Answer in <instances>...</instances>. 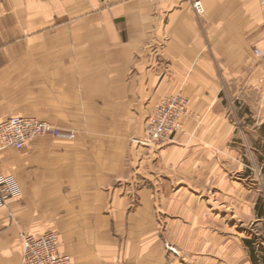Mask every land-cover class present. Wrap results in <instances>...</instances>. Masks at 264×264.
Segmentation results:
<instances>
[{
  "label": "crops",
  "instance_id": "0c3cea01",
  "mask_svg": "<svg viewBox=\"0 0 264 264\" xmlns=\"http://www.w3.org/2000/svg\"><path fill=\"white\" fill-rule=\"evenodd\" d=\"M255 48L264 52L261 0H0V123L37 117L76 131L0 153V175L19 190L0 209V264H21V234L53 226L73 264H175L184 252L230 264L231 220L264 221L247 183L261 154L253 148L249 168L237 143L244 131L264 139ZM177 94L189 100L182 132L138 145Z\"/></svg>",
  "mask_w": 264,
  "mask_h": 264
},
{
  "label": "built area",
  "instance_id": "2783aa9c",
  "mask_svg": "<svg viewBox=\"0 0 264 264\" xmlns=\"http://www.w3.org/2000/svg\"><path fill=\"white\" fill-rule=\"evenodd\" d=\"M264 13V0H261ZM193 8L198 14L204 9L200 2ZM255 57L263 62L264 53L261 49L254 50ZM264 88V78L262 80ZM189 100L181 94L161 100L156 110L146 120L145 136L141 145H166L171 142L174 134L182 131V119L187 114ZM51 136L56 139L72 141L75 132L63 130L46 120L36 117H11L0 123V153L8 150H22L39 137ZM19 190L11 176L0 175V209L17 196ZM23 257L21 264H73L72 258L60 251V242L54 230L46 231L36 237L21 234Z\"/></svg>",
  "mask_w": 264,
  "mask_h": 264
},
{
  "label": "rangeland",
  "instance_id": "374dc122",
  "mask_svg": "<svg viewBox=\"0 0 264 264\" xmlns=\"http://www.w3.org/2000/svg\"><path fill=\"white\" fill-rule=\"evenodd\" d=\"M245 106H247V105H245ZM245 108L246 107H243V110H241V113L243 116L240 119L242 120L243 125L246 124L247 128H250V127H253L251 123L255 122V119H256L253 116V113H251V112H255V111H253L251 108L250 109L249 108L245 109ZM188 109H189V106H188ZM187 113H188V111H187ZM63 130H66V129H63ZM251 130H252V128H251ZM68 131H70V130H68ZM254 131L256 132V130H254ZM72 132H75V134H76V131H72ZM180 132H182V131H180ZM255 132H252V133H253V135L257 136V134H255ZM243 133L245 134V131ZM174 135H173V137H174ZM243 135L241 136V138L242 139L244 138V139L242 141L239 140L237 143L240 144L239 147L244 152L245 156L243 158L247 162L249 168L251 166L252 167L254 166V156H252L253 148H256L261 154L258 157V159L260 160V162H259L260 165H258V169L254 168V167L252 168L254 175L251 178H248L247 183L249 185L248 187H251L258 192V199H259L258 204L264 208V139H262L256 143L252 142V141L249 142L247 140L245 141V137ZM173 137H172L171 142L173 141ZM140 141H142V140H137L138 145H141ZM171 142H169V144ZM167 145L168 144L162 145V146L148 145V147L154 146V147L161 148V147H164ZM141 146H147V145H141ZM256 178L260 182L263 181V188H257L258 186L255 187L254 182H256ZM230 223L232 226V236L229 238L232 242L230 264H264V221L263 222H256V221H252V220L240 221L239 219L234 218L233 220H231ZM50 230H54L57 233V235L60 233L59 230L57 229V226H53ZM58 237H59V235H58ZM63 239L64 238H62V236L60 234V237H59L60 247L63 246L62 245ZM227 240H228V238H227ZM244 242H247V243L244 244ZM175 264H208V263L202 262V260H200V262L197 260L195 261V259L192 258V255L190 253L184 252L180 258H177ZM226 264H229V263L226 261Z\"/></svg>",
  "mask_w": 264,
  "mask_h": 264
}]
</instances>
